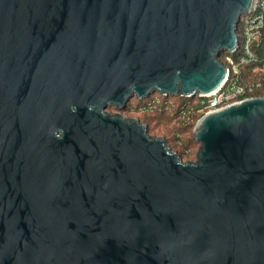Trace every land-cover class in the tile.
Wrapping results in <instances>:
<instances>
[{"label":"water","instance_id":"obj_1","mask_svg":"<svg viewBox=\"0 0 264 264\" xmlns=\"http://www.w3.org/2000/svg\"><path fill=\"white\" fill-rule=\"evenodd\" d=\"M256 4L0 0V264H264V97L188 161L122 113L219 90Z\"/></svg>","mask_w":264,"mask_h":264},{"label":"built area","instance_id":"obj_2","mask_svg":"<svg viewBox=\"0 0 264 264\" xmlns=\"http://www.w3.org/2000/svg\"><path fill=\"white\" fill-rule=\"evenodd\" d=\"M264 32V0H257L253 12L248 15H242L237 27L239 47L234 52L240 51L239 58L232 55L226 56V67L228 76L226 81L216 92L206 96L197 97L198 103L187 100L178 105L169 95H163L156 92L145 98L146 103L138 108L141 113L144 112H176L178 120L183 126H188L195 122L197 116L214 112L228 105L238 103L241 100L255 97L254 93L264 89V79L254 80L245 83L242 81L241 69L244 65L258 63L260 59L255 53L254 46L259 47ZM258 71L264 73V59H262ZM191 98V97H188ZM134 111V109H132ZM201 116V117H202Z\"/></svg>","mask_w":264,"mask_h":264},{"label":"trees","instance_id":"obj_3","mask_svg":"<svg viewBox=\"0 0 264 264\" xmlns=\"http://www.w3.org/2000/svg\"><path fill=\"white\" fill-rule=\"evenodd\" d=\"M259 47L256 45L254 46L255 53L257 57L260 59V62L258 63H252L248 65H244L241 69L242 72V81L245 83L252 82L254 80H261L264 79V73H261L258 71V67L261 65L262 59H264V32L261 40L259 41ZM232 55L229 52H223L220 54V60L225 64L226 63V56ZM241 55L240 51L236 54H233L232 56L235 58H239ZM159 94L158 92H156ZM160 95V94H159ZM255 97H264V89L258 90L254 93ZM168 98L172 99L174 102H176L178 105L182 104L183 102L187 100H191L193 103L197 104L198 99L197 97H183V96H173L169 95ZM146 103V100H140L137 97H133L128 102L126 108L123 110L125 113H132L134 111L140 113L141 115H144L143 117H146L147 119H141L143 123H148V119H154L158 124H161L168 128L172 132V137L174 138V147L178 150V154L182 157H189L192 152V147L197 145V141L195 140L193 133V129L197 123V121L201 118L202 115L197 116V119L194 123L183 126L180 121L178 120L177 113H171L169 111H162V112H144L141 113L138 111V108L141 107ZM148 120V121H147ZM188 133H191V135L188 137L186 136ZM181 134L182 137L179 138L177 135Z\"/></svg>","mask_w":264,"mask_h":264},{"label":"rangeland","instance_id":"obj_4","mask_svg":"<svg viewBox=\"0 0 264 264\" xmlns=\"http://www.w3.org/2000/svg\"><path fill=\"white\" fill-rule=\"evenodd\" d=\"M231 54V53H230ZM108 110L112 113H117L118 112V109L114 108V107H108ZM122 113L126 116H130V117H137L140 119V121L142 122L143 119H147L146 117H143L144 115H141L140 113L136 112V111H133L132 113H125L123 110H122ZM142 119V120H141ZM149 120V121H148ZM148 123H145L147 124L148 126V131L151 135L153 136H157V137H164L167 141V143L169 144V146L177 151L178 153V150L174 147V138L172 137V132L166 128L165 126L161 125V124H158L156 123V121L154 119H148ZM194 131V129H193ZM194 135V132L192 133ZM191 133H188L186 136H190ZM179 138L182 137L181 134H178L177 135ZM199 148V144L195 145L194 147H192V152H191V155L187 158H182L184 161H188V160H195L196 158V152Z\"/></svg>","mask_w":264,"mask_h":264}]
</instances>
